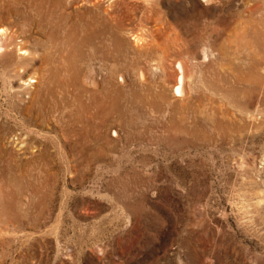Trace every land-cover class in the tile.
<instances>
[{
  "label": "rangeland",
  "instance_id": "374dc122",
  "mask_svg": "<svg viewBox=\"0 0 264 264\" xmlns=\"http://www.w3.org/2000/svg\"><path fill=\"white\" fill-rule=\"evenodd\" d=\"M0 30V264H264V0H0Z\"/></svg>",
  "mask_w": 264,
  "mask_h": 264
},
{
  "label": "bare ground",
  "instance_id": "6f19581e",
  "mask_svg": "<svg viewBox=\"0 0 264 264\" xmlns=\"http://www.w3.org/2000/svg\"><path fill=\"white\" fill-rule=\"evenodd\" d=\"M1 31V30H0ZM2 32H4V31H2ZM2 32H1V34H2ZM6 32V31H5ZM5 34V33H4ZM1 38V37H0ZM6 39V38H5ZM2 42V41H1ZM8 43V42H7ZM0 45H1V43H0ZM3 45V44H2ZM2 48V47H1ZM22 48V47H21ZM6 49V48H5ZM19 49H20V47H19ZM24 49V48H23ZM2 51V50H1ZM23 53V52H22ZM20 54V53H19ZM24 55V54H23ZM26 55H27V53H26ZM183 77V76H182ZM182 77H181V79H180V81L182 82ZM182 84V83H181ZM177 90H178V92H180L181 91V85L177 88Z\"/></svg>",
  "mask_w": 264,
  "mask_h": 264
}]
</instances>
